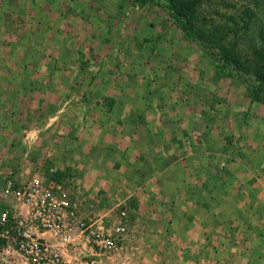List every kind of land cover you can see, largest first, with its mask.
<instances>
[{
    "label": "rangeland",
    "instance_id": "1",
    "mask_svg": "<svg viewBox=\"0 0 264 264\" xmlns=\"http://www.w3.org/2000/svg\"><path fill=\"white\" fill-rule=\"evenodd\" d=\"M23 1L0 0V78L11 80L0 94L24 80L59 99L0 100V205L27 208L5 175L14 188L58 183L79 218L111 225L123 210L121 239L97 264H264V101L251 71L219 57L227 48L254 66L264 0H198L190 26L207 40L168 0H90L100 12L87 37L66 19L57 31L69 0ZM69 144L86 146L72 158L59 148Z\"/></svg>",
    "mask_w": 264,
    "mask_h": 264
},
{
    "label": "built area",
    "instance_id": "2",
    "mask_svg": "<svg viewBox=\"0 0 264 264\" xmlns=\"http://www.w3.org/2000/svg\"><path fill=\"white\" fill-rule=\"evenodd\" d=\"M11 178L2 176L4 190L27 208L0 205V264H97L112 254L124 231L123 210L111 225L79 218L58 183L30 178L14 188Z\"/></svg>",
    "mask_w": 264,
    "mask_h": 264
},
{
    "label": "crops",
    "instance_id": "3",
    "mask_svg": "<svg viewBox=\"0 0 264 264\" xmlns=\"http://www.w3.org/2000/svg\"><path fill=\"white\" fill-rule=\"evenodd\" d=\"M24 1H23L24 5H28L31 3V1H29V0L28 1L24 0ZM68 2L70 4V11L66 12L64 14H62V13L58 14L60 16L57 17V20H60L59 24L57 25V27L59 28L57 30L58 33H59L60 29H61V31L59 34H61V35L65 31L66 28L64 29L63 24H64V19H66L67 22H70V27H71L73 35H75V37H77V36L87 37L88 35L96 36L94 30L92 29V24L90 21H93L92 18H95V16L98 15L96 13H98V11L100 12V10L94 9V7L91 6L93 4V2L90 0H83V2L81 1L80 3L78 1L76 2V0H69ZM100 16L101 17H99V18L104 20V17L106 16V12L102 11V15H100ZM154 27H155L156 31L159 32V28L157 26H154ZM144 38H146V36H144ZM88 51H92V52H96V53L100 51L99 53H103L104 51L107 52V49H102L101 47L97 46V47H94L92 50L88 49ZM110 58H112V57L107 55V54H104V57L101 58L103 60V62H102L103 65H111L109 63H114V65H116V63L112 62L110 60ZM126 58H127V56H126ZM134 68H135V66H134ZM103 76L106 77L107 76L106 73ZM117 76H118L117 79L118 78L123 79L122 77H124V74L121 71L120 73L117 74ZM1 80L6 81L7 83H9V81H11L9 79L5 80V78H0V81ZM103 81L107 85H109V83L106 81V79H103ZM28 83H26L24 80L16 81L14 83L15 87L13 89V94L12 95H4L3 93H1L0 94V100L6 99L8 97H14V99L17 103L20 101H26L27 102V100H28V102H30L31 101L30 99L33 100L38 95H40L39 97H40V99H42V102L48 98V95H49L50 99H54V98L59 99L58 94L49 92L47 87L45 89H43V88L39 87L40 85L37 83H33V84H28ZM31 85H35L36 92H34L33 87L30 88ZM106 88H108V87H106ZM30 91H33V92L30 93ZM50 91H52V90H50ZM21 92L23 93L22 98H21ZM28 94H30L32 98H28ZM124 98L127 99L126 94L124 95ZM28 102H27V107L29 106ZM41 145H43V144H39L38 147L40 148ZM83 145L86 146V144H69V146L60 145L59 148H60V150H65L66 153L68 151L69 156H71L73 158V154L77 155V150L79 148H82ZM44 148H46V147H44ZM66 153L64 152V154H66ZM80 154L83 155V153H80ZM17 164L19 166L22 164L21 158L18 159L17 162H15V165H17ZM78 164L80 167L83 166L81 162ZM84 176H83V178H84Z\"/></svg>",
    "mask_w": 264,
    "mask_h": 264
},
{
    "label": "trees",
    "instance_id": "4",
    "mask_svg": "<svg viewBox=\"0 0 264 264\" xmlns=\"http://www.w3.org/2000/svg\"><path fill=\"white\" fill-rule=\"evenodd\" d=\"M170 14L176 21H182V27L185 30L192 29L194 35L208 39V35L201 31L193 30L191 23V13L198 0H168ZM248 18V17H247ZM261 43L252 50L255 61L252 65L244 64L238 56L233 54L227 48H221L220 60L224 63H230L233 68L241 71H251L254 75L255 85L251 87L252 96L264 101V34L260 35ZM252 67V68H249ZM56 173V171H55ZM53 177L56 175L53 174ZM54 179V178H53Z\"/></svg>",
    "mask_w": 264,
    "mask_h": 264
}]
</instances>
